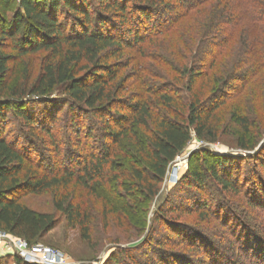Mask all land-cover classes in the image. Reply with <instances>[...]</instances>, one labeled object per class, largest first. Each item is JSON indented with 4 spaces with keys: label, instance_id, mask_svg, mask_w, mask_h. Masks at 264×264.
Here are the masks:
<instances>
[{
    "label": "trees",
    "instance_id": "16d2710c",
    "mask_svg": "<svg viewBox=\"0 0 264 264\" xmlns=\"http://www.w3.org/2000/svg\"><path fill=\"white\" fill-rule=\"evenodd\" d=\"M94 1L98 4L90 14L87 0H0L1 4H14L8 17L0 15V95L4 92L8 95V98L0 97V231L20 237L29 245L53 230L57 221L50 214L35 212L22 204L25 196L56 188L75 175L86 189L102 188L118 183L117 177L124 173L122 166H126L132 182L142 186V192L155 196L157 186L192 135L200 141L215 143L218 131L213 124L214 115L224 103L221 98H227V102L233 98L225 95L230 83L247 75L249 81L259 73L264 75V0H174L181 19H191L187 38L174 42L164 51L168 57L166 63L155 59L150 48L160 36H171L175 27L159 28L152 33L159 24V19L153 16L160 8L172 12V1ZM212 1L215 3L208 5L212 7L208 16L205 4ZM151 24H154L152 29ZM122 30L132 35L133 46L141 52L135 66L139 91L136 97L130 95V98L123 97L129 87L118 78L128 65L107 62L123 46ZM109 50H114L112 55L105 56ZM39 52L45 56L37 77L28 84L31 73L27 72L24 84L9 90L7 84L15 64ZM149 63L171 72L172 80L181 86L186 98L178 87L179 95L175 97L169 90L160 92L150 85ZM146 86V91L140 92ZM58 88L65 96L60 110L49 99ZM64 107L66 111L58 120ZM9 112L21 131L27 130L23 146L15 139L8 141L4 137ZM86 117L101 123L95 136L91 135L92 129L82 128ZM232 117L245 132L260 137L262 130L256 124L251 131L246 116L233 111ZM57 120L70 132V137L74 136L76 144L80 145L84 135L86 141L101 138L110 145L103 144L97 150L86 142L82 145V157L71 154L58 160L60 165L56 161L49 163L45 155L34 154L33 142L43 134L58 152L61 139L54 129ZM136 131L143 139L131 142L143 163L134 160V163L119 165L114 148L122 146L130 133L136 137ZM240 148L252 151L254 145L245 142ZM214 158L215 164L206 169L209 177L218 181L223 190L231 191L230 182L218 173L225 161ZM199 160H203L201 155ZM52 165L56 170L50 168ZM60 172L63 177L57 178ZM189 178L199 185L204 180L196 172L190 173ZM249 192L259 200V205L263 202L262 188ZM54 207L71 227H80L83 239L89 240V226L80 204L73 205L65 199L55 201ZM226 217L229 216L225 213L223 218ZM233 225H236L233 233L238 256H232L229 250L211 249L209 245L210 251H205L208 264H244L242 259L246 264H264V235L239 218ZM198 239L199 246L196 245L200 247L202 238ZM14 259L15 264H28L17 256ZM112 263L117 261L113 259Z\"/></svg>",
    "mask_w": 264,
    "mask_h": 264
},
{
    "label": "rangeland",
    "instance_id": "374dc122",
    "mask_svg": "<svg viewBox=\"0 0 264 264\" xmlns=\"http://www.w3.org/2000/svg\"><path fill=\"white\" fill-rule=\"evenodd\" d=\"M170 1H172L171 5H174V0ZM87 2L91 6L90 14H93L92 8L98 3L94 0ZM212 3L215 2L205 4L208 16L212 8L208 5ZM170 8H173L172 12L160 8L161 10L153 16L159 19L157 22L160 26H155L152 33L159 28L175 27L171 36H160L159 41L150 48V54L160 63H166L168 57L164 51L168 47L174 42L179 43L187 38V28L191 19V17L181 19L178 6L174 5ZM13 10L14 4L0 3V15L3 17H8ZM152 27L154 24H151V29ZM122 32L124 33L123 30ZM123 36L122 48L107 62L121 66L128 65L120 72L118 78L123 79L129 87L123 97L130 98V95L135 96L139 91L137 88L139 84L135 82L137 70L135 66L139 62L141 52L138 51V47L133 46L132 35L128 36L124 33ZM113 51L109 50L105 56L112 55ZM44 56V52H39L18 61L7 88L10 90L22 86L27 72L31 73L28 82L31 84L39 74ZM233 60L234 57L231 56L232 63ZM147 69L151 74L147 78L148 83L158 91L169 90V93L175 97L179 95H177V87L178 91L182 92L181 86L172 80L171 72L153 63H149ZM248 77L247 75L230 83L225 95L233 96L231 100L227 102V98L220 99L224 103L217 108L213 121L218 131L215 143L200 141L192 135L188 145L171 163L163 181L157 186L155 196L142 192V186L132 182L125 171L126 166H122L124 173L117 177L118 183H110L102 188L86 189L78 183L75 178L78 175H75L69 182L64 180L56 188L25 196L21 200L22 204L35 212L50 214L57 221L53 230L37 243L28 244V247H40L58 254L65 264H113V259L117 261L115 264H208L205 251H210L207 249L209 245L212 246L211 249L229 250L232 256H238L239 250L233 233V228L236 227L233 225L234 220L239 218L248 222L264 235V200H261L263 202L259 205V200L251 197L249 192L259 187L264 190V75L259 73L250 81ZM184 79L186 81L187 77ZM198 81L197 79V84ZM147 86L140 92L146 91ZM240 90L241 94L236 97ZM186 95L183 91L182 97L186 98ZM2 96L8 98L6 92L0 95ZM64 98L61 88L56 89L49 96V99L54 101V107L57 105V110L62 108ZM65 111L66 107L59 112L58 120ZM233 111L247 117L251 131L257 124L262 130L259 133L260 137L245 132L232 117ZM58 120L54 123V129L59 132L61 139L58 152L53 150L51 142L43 134L36 143L33 142L34 154L45 155L49 163L56 161L55 163L58 164V160L63 156L71 154L82 157V145L86 142L97 150L103 144L110 145V142H102L101 138L94 140L93 137L86 141L84 135H81L80 145L76 144L74 136L70 137V132ZM100 127L101 123L98 119L92 120L86 117L82 120V128L86 129L85 131L92 129V136H95ZM20 131L18 122L9 112L4 124V137L8 141L15 139L20 146H23V135L27 130ZM136 133V137L130 133L128 138L123 140L122 146L114 148L118 153L116 159L119 165L134 163V160L143 161L140 153L134 148V143L131 142L134 139L142 141V134L139 131ZM245 142L247 145H254V149L242 150L240 144ZM200 155L203 157L202 161L199 160ZM214 156L225 161L224 165L218 168V173L221 178L230 182L231 191L223 190L218 181L209 177L206 169L215 164ZM76 159L74 157L73 161ZM50 168L56 170L53 165ZM193 172L203 176L204 180L200 185L189 178V174ZM62 175L63 173L60 172L56 177H63ZM127 190L130 193H127ZM65 199L73 205L80 204L81 212L89 226L88 241L83 239L79 226L71 227L66 218L55 210V201ZM225 213L229 216L226 219L223 218ZM198 238H202L200 247H197ZM8 239L23 240L7 234L5 241ZM0 257L2 258L0 264H15L16 255L7 251L3 243L0 244ZM241 262L246 264L243 259Z\"/></svg>",
    "mask_w": 264,
    "mask_h": 264
},
{
    "label": "built area",
    "instance_id": "2783aa9c",
    "mask_svg": "<svg viewBox=\"0 0 264 264\" xmlns=\"http://www.w3.org/2000/svg\"><path fill=\"white\" fill-rule=\"evenodd\" d=\"M7 233L0 232V244H4V247L10 253L15 254L21 260L28 264H65L63 259L58 255L50 252L47 249L40 247L29 248L28 244L24 240L18 239H8ZM37 254H42L40 257H37Z\"/></svg>",
    "mask_w": 264,
    "mask_h": 264
}]
</instances>
